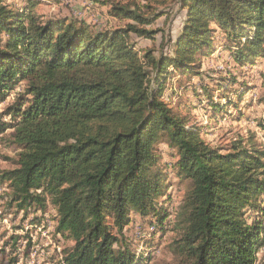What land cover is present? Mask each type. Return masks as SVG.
Returning a JSON list of instances; mask_svg holds the SVG:
<instances>
[{"label": "trees", "instance_id": "1", "mask_svg": "<svg viewBox=\"0 0 264 264\" xmlns=\"http://www.w3.org/2000/svg\"><path fill=\"white\" fill-rule=\"evenodd\" d=\"M41 2L20 0L24 5L11 9L0 0V104L23 88L12 121H0V136L11 131L19 151L17 169L1 175L11 202L26 219L34 210L35 221L53 207L56 232L74 244L64 264H150L147 251L127 245L133 214L151 218L146 247L179 217L171 264H257L264 247V152L213 149L205 127L188 126L162 97L172 66L176 76L200 74L199 59L219 42L212 26L235 44L241 65L264 58V0L112 3L109 12L128 23L100 33L84 22L44 19L37 14ZM175 4L189 18L173 56L136 50L132 35L155 40L160 31L153 27ZM248 89L234 91L238 102ZM224 108L213 104V114ZM171 174L186 189L179 211L160 204L171 202Z\"/></svg>", "mask_w": 264, "mask_h": 264}, {"label": "rangeland", "instance_id": "2", "mask_svg": "<svg viewBox=\"0 0 264 264\" xmlns=\"http://www.w3.org/2000/svg\"><path fill=\"white\" fill-rule=\"evenodd\" d=\"M133 0H42L37 14L44 19L84 22L89 26L91 33L114 31L123 28L128 21H121L109 11V4H127ZM11 9L20 4V0H4ZM108 4V5H105ZM168 16L160 18L153 29L160 32L155 40H148L132 35L135 49L143 51L154 49L162 51L165 55L173 56V44L184 31L188 22V11L181 5L175 4L164 8ZM216 29L218 43L211 56L199 59V73L191 77L176 76V68L172 66L164 95L162 98L171 106L175 113L186 119L188 126L198 125L205 127L204 140L213 148L223 154L237 147L239 150L259 149L264 152V58L256 59L253 65H241L233 56L236 46H231L225 33ZM232 47V49H230ZM158 55V53H157ZM235 79L236 86H229L226 82ZM225 80V82H224ZM229 88L222 96L225 88ZM232 83V82H231ZM223 84V85H224ZM249 87L246 100L238 102L234 91H243ZM23 88L18 87L7 100L0 104V121L11 122L12 112L18 104V97ZM233 99L237 108L230 110L226 107V97ZM213 104L225 107L221 114H213ZM189 106V107H188ZM229 111V114L226 112ZM12 132L7 131L0 136V264H64L74 244L64 235L56 232L55 211L48 204L43 218L35 221L34 210H30L26 219L24 211L11 202V191L7 183L2 182L1 175L17 169L19 151L13 142ZM165 160L168 158L166 145L159 144ZM170 159L168 158V161ZM165 169L164 165L162 166ZM168 172H164L166 175ZM169 183L173 187L168 190L171 202H160L170 210L179 211L184 204L185 187L181 186L178 177L169 175ZM165 202V203H164ZM160 206L158 205L157 209ZM129 225L125 230L127 245L135 252L145 253L151 257L150 264H171L175 262V255L171 246L180 239L178 218H173L167 225L168 229L158 234L151 242L150 247L144 246L142 237L154 231L151 218L145 219L138 215H131ZM264 222V217H263ZM32 223V224H31ZM21 228H24L20 231ZM28 231V241L24 235ZM21 236V239L18 237ZM17 243L13 245V241ZM147 254V253H146ZM258 263L264 264V247L257 252Z\"/></svg>", "mask_w": 264, "mask_h": 264}]
</instances>
